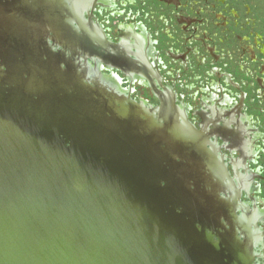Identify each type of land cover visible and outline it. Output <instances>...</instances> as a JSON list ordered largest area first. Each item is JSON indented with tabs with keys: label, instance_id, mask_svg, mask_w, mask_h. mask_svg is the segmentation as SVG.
I'll return each mask as SVG.
<instances>
[{
	"label": "water",
	"instance_id": "95a60500",
	"mask_svg": "<svg viewBox=\"0 0 264 264\" xmlns=\"http://www.w3.org/2000/svg\"><path fill=\"white\" fill-rule=\"evenodd\" d=\"M34 6L0 0V264H253L187 182L185 160L213 156L164 109L88 83Z\"/></svg>",
	"mask_w": 264,
	"mask_h": 264
},
{
	"label": "flooded vegetation",
	"instance_id": "af4514ba",
	"mask_svg": "<svg viewBox=\"0 0 264 264\" xmlns=\"http://www.w3.org/2000/svg\"><path fill=\"white\" fill-rule=\"evenodd\" d=\"M9 3L5 11L20 12ZM34 7L35 27L67 29L88 83L152 113L164 109L194 152L213 156L212 169L185 160L197 172L187 182L213 207V231L234 228L252 263L264 264V0H35ZM212 171L207 186L203 174Z\"/></svg>",
	"mask_w": 264,
	"mask_h": 264
}]
</instances>
